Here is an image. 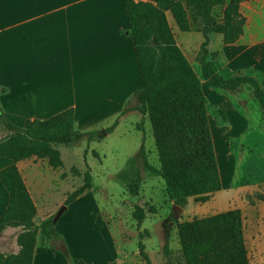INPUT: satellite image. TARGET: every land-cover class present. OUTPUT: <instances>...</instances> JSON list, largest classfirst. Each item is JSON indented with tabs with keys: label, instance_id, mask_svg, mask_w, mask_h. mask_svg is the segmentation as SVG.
<instances>
[{
	"label": "trees",
	"instance_id": "trees-1",
	"mask_svg": "<svg viewBox=\"0 0 264 264\" xmlns=\"http://www.w3.org/2000/svg\"><path fill=\"white\" fill-rule=\"evenodd\" d=\"M244 1L125 0L128 33L134 42L142 88L135 95L138 105L135 108L126 106L110 131L129 111L140 110L147 116L160 169L147 167L164 180L165 192L176 205L182 206L192 197L206 203L211 195L222 190L204 86L227 94L248 85L264 113V87L259 79L243 73L225 78L211 59L216 35L222 36L225 45L235 44L242 37L246 24L241 11ZM217 9H221L219 19ZM168 13L181 32L203 35L197 54L200 75L178 45ZM219 115L227 120L224 110L220 109ZM0 125L8 132L0 138V158L12 161L0 170V182L9 196L8 205L0 215V235L10 228L21 231L17 238L19 251H0V264H33L39 233L49 240L60 241L64 249L51 247L64 250L69 258L54 219L36 224L38 208L17 163L31 158L46 159L50 167L60 169L64 164L57 147L74 145L89 134L76 129L73 108L46 120H27L22 126L10 122L0 110ZM118 178L123 180L132 196L139 195L142 177L138 173L128 169L118 174ZM92 182L88 168L82 185L67 195L64 205L72 204L92 189ZM145 215L144 208H135L133 217L138 226ZM145 233L148 234L147 230ZM177 234L182 264H250L240 209L180 222ZM138 248L145 264H153L142 241ZM165 248L169 256L168 247ZM78 264L92 263L80 260Z\"/></svg>",
	"mask_w": 264,
	"mask_h": 264
},
{
	"label": "rangeland",
	"instance_id": "rangeland-1",
	"mask_svg": "<svg viewBox=\"0 0 264 264\" xmlns=\"http://www.w3.org/2000/svg\"><path fill=\"white\" fill-rule=\"evenodd\" d=\"M241 11L246 18L242 40L246 44L259 41L264 45V0H245L241 4ZM216 16L220 18L221 9L216 10ZM168 18L178 45L193 69L200 75L197 54L204 40L203 35L199 32H181L171 14ZM198 38L203 39L200 41ZM215 40L218 48L217 51H212L211 48L214 53L211 59L221 69L223 77L229 78L236 73L248 74L257 77L264 87V76L259 72L255 73L253 69L233 72L229 68L233 61L232 56L237 53L236 44L225 45L221 35H216ZM204 89L208 98L212 89L206 86ZM227 94L234 102L235 110L248 119V126L243 131L242 120L234 117L233 108L228 109L230 117L224 120L219 115V110L223 109L226 112L225 108L208 105L209 118L216 122V130L224 129L229 122L236 123L239 130V136L233 138H228L226 132L221 135L226 149L234 155L230 160H234L235 166L232 161L231 185L225 187L220 194L211 195L206 203L197 202L194 197L188 198L184 205H177L181 209L179 217L175 218L176 204L168 198L164 180L147 167L149 165L160 169L151 123L140 110H132L126 113L121 118L119 126L111 131L110 127H94L86 132L89 137L80 142L71 146L59 145L57 148L61 152L64 164L60 169L50 167L46 159H36L33 164L30 162L24 164V169L37 166L48 170L46 184L38 186L40 200H37L36 224L40 225L44 220L56 217L64 206L67 195L82 185L83 175L89 168L93 177L92 189L70 204L58 222L59 228L64 227L74 238L77 251L82 256L87 258L93 255V245L99 241L94 236H99L96 233L103 234L102 231H105L109 234L108 239L119 257L138 253V244L142 241L153 264H182L177 234L178 223L240 209L250 264H258L254 248L256 237L254 227L257 225L256 220H264V113L255 101L250 86H243L242 89ZM137 105L136 100L132 99L127 107L135 108ZM0 108L4 110L3 103H0ZM7 109L9 119L22 125V120L17 118L16 110L9 107ZM7 135V130L0 125V138ZM2 166L0 164V167ZM128 169L142 177L138 196H132L123 180L118 178V174ZM6 203L7 199L2 195L0 187V213ZM137 206L144 208L146 212L141 226H138L133 217ZM146 230L148 234L145 233ZM57 231L62 238L59 229ZM5 232L0 236L2 252L14 249L21 233L19 229L14 228ZM84 240L87 242L84 243ZM6 241L11 242L10 247L5 246ZM38 246L63 248L60 241L49 240L41 233L38 235ZM165 246L168 247L169 256L165 252ZM65 247L69 258L66 257L64 250L54 249L71 261L72 252L66 242Z\"/></svg>",
	"mask_w": 264,
	"mask_h": 264
},
{
	"label": "crops",
	"instance_id": "crops-1",
	"mask_svg": "<svg viewBox=\"0 0 264 264\" xmlns=\"http://www.w3.org/2000/svg\"><path fill=\"white\" fill-rule=\"evenodd\" d=\"M128 31L125 0H0V103L4 104V110H0L12 122L6 111L8 107L15 109L23 125L27 120H46L73 108L79 131L111 127L142 88L135 46ZM242 39L243 35L235 43L237 53L232 56L229 68L233 72L253 69L264 76V45L259 41L246 44ZM217 48L215 40L212 51ZM227 95L210 90L208 104L225 108L227 119L228 109L233 108L234 117L242 120L244 131L248 119L235 110L234 102ZM0 159H4L0 160L3 165L0 170L12 163ZM36 159L18 162L17 166L38 208V186L46 184L48 170L23 167ZM220 174L222 192L231 184V178L227 180L221 170ZM0 187L7 199L4 211L9 196ZM58 222L56 228L72 252V260L51 246H37L33 264H78L80 260L92 264H145L139 252L119 257L105 231L96 233L99 236L94 238L99 241L93 245V255L86 258L77 251L70 233L64 227L59 228ZM255 224L256 262L264 264V220H256ZM244 236L246 241L245 230ZM5 246L10 247L11 242L6 241ZM246 247L249 256L247 242ZM18 251L15 243L14 249L5 253Z\"/></svg>",
	"mask_w": 264,
	"mask_h": 264
},
{
	"label": "bare ground",
	"instance_id": "bare-ground-1",
	"mask_svg": "<svg viewBox=\"0 0 264 264\" xmlns=\"http://www.w3.org/2000/svg\"><path fill=\"white\" fill-rule=\"evenodd\" d=\"M218 123H220V122H218ZM210 125H211L213 141H214V145H215L216 156H217V160L219 163L221 173H222V175L226 176L227 180H228V178L230 180V178L233 175V172L231 171V165H233V163L231 164V162H232L230 160L231 155H229V152L225 147V142L222 139L221 135L223 132H226L228 138H233V137L239 136L238 135V133H239L238 125L236 123L229 122L227 124V127H225L224 129H217V130H216V127H217L216 122L213 121V122H211ZM217 133H218V135H217ZM231 189H233V188H231Z\"/></svg>",
	"mask_w": 264,
	"mask_h": 264
},
{
	"label": "water",
	"instance_id": "water-1",
	"mask_svg": "<svg viewBox=\"0 0 264 264\" xmlns=\"http://www.w3.org/2000/svg\"><path fill=\"white\" fill-rule=\"evenodd\" d=\"M66 209H67V206H66V205H64V206L60 209V211L58 212V214H57L56 217L54 218V222H55V223L58 222V220L60 219V217L62 216V214L66 211ZM180 209H181V208H180L179 206H177V205L174 206V215H175V218H178V217H179Z\"/></svg>",
	"mask_w": 264,
	"mask_h": 264
}]
</instances>
